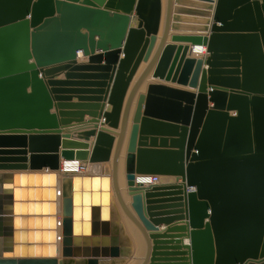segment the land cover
Masks as SVG:
<instances>
[{"label": "water", "instance_id": "1", "mask_svg": "<svg viewBox=\"0 0 264 264\" xmlns=\"http://www.w3.org/2000/svg\"><path fill=\"white\" fill-rule=\"evenodd\" d=\"M193 1L0 0V264H264V0Z\"/></svg>", "mask_w": 264, "mask_h": 264}, {"label": "crops", "instance_id": "2", "mask_svg": "<svg viewBox=\"0 0 264 264\" xmlns=\"http://www.w3.org/2000/svg\"><path fill=\"white\" fill-rule=\"evenodd\" d=\"M173 10L175 11L176 9H179V10H196L198 12H206L204 11L202 8H200L202 5L201 3H197L193 0H186L187 4L186 5H177L176 4V0H173ZM196 4V6L193 7H189V5H194ZM161 7H162V13H163V8H164V0H161ZM211 12V15L213 14V11H209ZM162 18V17H161ZM211 19V23L209 25V27L212 25V17H210ZM131 23L130 25H134L135 22H136V18L135 16L133 15L131 17ZM162 26H163V21L161 20V23H160V27H159V32L157 34V41L155 43V46L153 48V51H152V54L155 52L157 46H158V42H159V39H160V36H161V30H162ZM176 33H180V32H170V34H176ZM171 36V35H170ZM170 36L168 37V42L170 41ZM190 47V45H188ZM192 48V47H190ZM201 55H197V56H202V58L205 60L207 57H208V53L206 54V51H205V48L201 47ZM195 49H199V48H195ZM99 54H103L99 51H95V55H99ZM194 56V55H193ZM119 58H122V54H120V57ZM77 66H89V62H88V57H85L83 55H81V57L77 58ZM102 65H104V63H102ZM145 66L144 63H142L138 69V72L137 74L135 75L134 79L137 78V76L139 75V73L141 72L142 68ZM203 70H208V67L206 65H203L202 67ZM69 73V72H68ZM68 73H62L60 74L59 76H56L53 81L55 82H58V83H62L61 85L63 86H56L57 88H63V89H68V90H73L71 91L72 93L71 94H68L69 97H71V100H70V103L72 104H79V103H87V102H83L81 101L82 99H90V98H94L95 96H99L98 98H100V100H102V97L103 95H95L94 93L95 92H98L97 88H95L93 86V83L92 82H98V81H93V80H83V79H80V78H72V79H69L67 77V74ZM72 74H75V76L77 75H85L87 74L86 72L82 71V70H78V71H75V72H72ZM133 79V80H134ZM153 82L152 81V78L149 77L148 79V82ZM133 84V82H132ZM53 88V87H52ZM145 91V88L142 89L141 92H144ZM104 92V88H103V91ZM208 107L211 108L212 107V103H209L208 104ZM105 110H109V106L106 104L105 105ZM68 112H77L76 110H69ZM84 122H87L89 119L88 116H85L84 117ZM73 125V124H72ZM171 181L170 182H173L174 181V178H170ZM122 182H123V179H122ZM58 220H60V216H58ZM176 225H173V226H180L179 224L180 223H175ZM185 225V228H187V236L181 238L180 242H181V247H185V246H188L190 244V239L188 237V233L189 231L191 230L188 226V222H185L184 223ZM126 225V224H125ZM127 227V231H128V234L130 235L132 241H133V246H134V255L133 257L129 260L128 264H141L144 256H145V243L143 241V239L141 238V236L139 235V233H137L132 227L130 226H126ZM172 227V226H171ZM169 227L165 226V225H160L158 227V233H163L164 231H166ZM183 250V249H182ZM168 252V251H167ZM161 254H172V253H161ZM60 258V257H58Z\"/></svg>", "mask_w": 264, "mask_h": 264}, {"label": "bare ground", "instance_id": "3", "mask_svg": "<svg viewBox=\"0 0 264 264\" xmlns=\"http://www.w3.org/2000/svg\"><path fill=\"white\" fill-rule=\"evenodd\" d=\"M199 48V49H195ZM205 48V47H203ZM201 47H192L191 56L195 58H202L201 55ZM206 54L207 49L205 48ZM194 55V56H193ZM81 57L79 54L78 58ZM95 169V168H94ZM97 170V169H96ZM89 171H93V166H91L87 162H80V161H61L60 170L57 172L59 179H61L65 175H77V174H85ZM150 177L147 175L136 176V184L142 185L143 187L147 188L150 187ZM170 177H161V184L170 183Z\"/></svg>", "mask_w": 264, "mask_h": 264}, {"label": "built area", "instance_id": "4", "mask_svg": "<svg viewBox=\"0 0 264 264\" xmlns=\"http://www.w3.org/2000/svg\"><path fill=\"white\" fill-rule=\"evenodd\" d=\"M149 181L151 186L159 185L161 184V176L152 175Z\"/></svg>", "mask_w": 264, "mask_h": 264}]
</instances>
